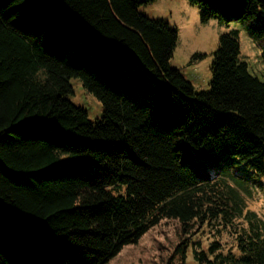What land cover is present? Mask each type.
Masks as SVG:
<instances>
[{
	"label": "trees",
	"instance_id": "obj_1",
	"mask_svg": "<svg viewBox=\"0 0 264 264\" xmlns=\"http://www.w3.org/2000/svg\"><path fill=\"white\" fill-rule=\"evenodd\" d=\"M155 1L0 0V264H108L164 220L188 235L239 219L237 252L187 239L176 256L264 264V220L230 169L264 178V82L230 30L196 91L170 65L177 28L139 11ZM188 2L202 24L244 21L264 48V0ZM73 78L100 120L68 99ZM223 156L234 164L209 173Z\"/></svg>",
	"mask_w": 264,
	"mask_h": 264
},
{
	"label": "rangeland",
	"instance_id": "obj_2",
	"mask_svg": "<svg viewBox=\"0 0 264 264\" xmlns=\"http://www.w3.org/2000/svg\"><path fill=\"white\" fill-rule=\"evenodd\" d=\"M139 11L151 19L164 20L177 28L178 41L170 65L180 70L196 91L210 89L211 65L219 46V38L230 30L239 31L241 61L248 65L254 77L264 82V48L257 46L251 39L244 21H233L229 27L216 20L202 24L200 9L188 0H156L141 6ZM197 55H202V58H197ZM70 84L73 93L68 95V99L76 106L83 107L91 121L100 120L104 109L98 99L83 87L79 79H71ZM228 164L234 163L224 156L219 160H205L211 174L224 169ZM230 169L233 182L243 194L246 210L264 220V178L248 168L238 166ZM242 226L247 227L244 219L236 220L230 227L218 221L198 223L194 224L191 234L185 235L178 221L164 220L145 234L138 244L123 248L108 264H169L170 260L174 264H197L192 243H201L202 249L207 250L217 242L225 253L237 252L236 235ZM187 239L191 240L192 247L183 262L176 256V251Z\"/></svg>",
	"mask_w": 264,
	"mask_h": 264
}]
</instances>
